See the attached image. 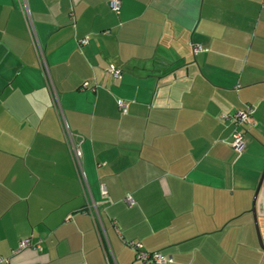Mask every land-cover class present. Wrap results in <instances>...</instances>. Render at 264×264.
Instances as JSON below:
<instances>
[{"label":"crops","instance_id":"0c3cea01","mask_svg":"<svg viewBox=\"0 0 264 264\" xmlns=\"http://www.w3.org/2000/svg\"><path fill=\"white\" fill-rule=\"evenodd\" d=\"M109 1L28 0L45 77L0 0V264H264V0Z\"/></svg>","mask_w":264,"mask_h":264},{"label":"built area","instance_id":"2783aa9c","mask_svg":"<svg viewBox=\"0 0 264 264\" xmlns=\"http://www.w3.org/2000/svg\"><path fill=\"white\" fill-rule=\"evenodd\" d=\"M18 9L20 10L24 24L26 26V29L29 34L30 42L33 46V49L36 53L39 68L42 71L43 75L45 77H48V66L45 60L44 56V49L41 47L37 40V34L35 30L34 20L32 17V13L29 7L28 0H15ZM109 5L113 11H118L119 9V0H110ZM78 43L81 45H85L88 43V38L83 37L80 40H78ZM204 48H202L199 45L193 46V52H199L203 51ZM107 73L111 75L112 78L118 79L121 76V69L115 67L114 65L110 64L106 68ZM90 88L91 90H95V85L89 86L88 82L85 81L81 85V89H87ZM54 100H57L56 94H53ZM117 104L122 113H125L128 109V103L124 102L121 99H117ZM254 111V106L251 104H245L243 108H240L236 110L232 114H222L221 119L224 121H228L233 125L232 133H231V147L240 154L243 151L244 148V125L249 122V118L252 115ZM65 132H67L68 135H71L69 132L67 126L64 124ZM79 140V142H81ZM70 147V153L72 160L75 165L80 166L81 164V150L79 148V145H75L71 143L69 145ZM100 193L101 196L107 201L110 202L108 198V193L106 190V187L103 184H100ZM126 202L130 205L134 203L133 198L130 195H127L125 197ZM116 228V226H115ZM117 229V228H116ZM127 246H129L133 251L135 255V259L141 261L143 264H168L171 261V258L169 256L163 255L159 251H149L145 250L142 246V244L138 241H126L125 242ZM27 248H34V249H40V242H33L31 237H24L21 238L18 241V244L16 248L13 250V254L18 253L24 249ZM3 261V258H0V262Z\"/></svg>","mask_w":264,"mask_h":264},{"label":"water","instance_id":"95a60500","mask_svg":"<svg viewBox=\"0 0 264 264\" xmlns=\"http://www.w3.org/2000/svg\"><path fill=\"white\" fill-rule=\"evenodd\" d=\"M260 184H261V180L259 181V184H258V186H257V188H256V194H255V196L257 195V192H258V190H259ZM252 212H253V214H254V205H252ZM254 220H255V219H254ZM255 226H256V232H257V234H258V228H257L256 221H255ZM258 240H259V244H260V246H261L262 248H264V244H262L259 234H258Z\"/></svg>","mask_w":264,"mask_h":264}]
</instances>
